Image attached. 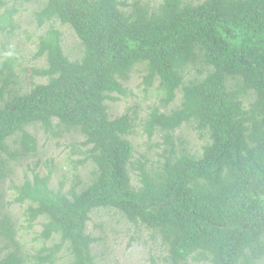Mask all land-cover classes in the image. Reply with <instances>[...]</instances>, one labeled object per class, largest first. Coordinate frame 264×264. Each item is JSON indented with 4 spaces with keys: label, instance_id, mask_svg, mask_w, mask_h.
<instances>
[{
    "label": "trees",
    "instance_id": "16d2710c",
    "mask_svg": "<svg viewBox=\"0 0 264 264\" xmlns=\"http://www.w3.org/2000/svg\"><path fill=\"white\" fill-rule=\"evenodd\" d=\"M33 17L38 28L32 69L22 94L14 90L18 74L11 56L0 60V184L6 160L36 153L25 130L39 125L46 133L73 130L83 137L91 178L79 191L49 188L50 175L35 173L15 188L14 203L23 205L29 225L42 218L40 238L58 243L32 258L55 264L62 247L70 264H96L86 233L92 212H119L132 224L156 232L169 255L168 264H256L264 259V0H160L157 4L126 0H38ZM17 9L0 0V36L16 29ZM70 27L82 45L79 59L63 52L61 32ZM143 84L158 83L164 106L176 93L180 102L169 113L153 109L144 122L152 137L163 134L157 168L139 163V186L133 188L129 165L132 118L110 119L106 102L124 96L123 83L134 68ZM198 77L185 80L190 69ZM203 73V75H202ZM235 84L231 87L230 81ZM19 86V85H18ZM248 92L249 110L241 100ZM206 133L200 156L177 149L173 133L183 125ZM20 151H10L7 141ZM12 226L0 219V238L12 239ZM0 264H30L18 245Z\"/></svg>",
    "mask_w": 264,
    "mask_h": 264
},
{
    "label": "rangeland",
    "instance_id": "374dc122",
    "mask_svg": "<svg viewBox=\"0 0 264 264\" xmlns=\"http://www.w3.org/2000/svg\"><path fill=\"white\" fill-rule=\"evenodd\" d=\"M134 1L141 3L149 2L157 4L160 0H126L131 4ZM197 3L199 0H187ZM8 7L17 9L15 22L16 29L11 36H0V60L1 56H11L14 69L18 74V85L14 90L22 94L27 92L31 85L43 84L46 79L40 77L32 78V69L44 68L45 58L32 60L36 51L38 36L45 32L49 25L38 28L33 17L37 9L38 0H5ZM61 32L62 49L66 57L77 60L81 56L82 45L75 32L68 26L56 23L54 25ZM145 75L142 68H134L128 80L123 83L124 96H118L116 101L106 102L110 119L127 113L132 118L133 130L127 136V140L133 146V158L128 171L133 188L139 186L138 171L139 163H146L147 168H157L162 153L163 134L155 132L148 137L144 122L149 113L156 109L161 113H169L177 107L180 102V93H176L174 101L168 106L161 102L163 94L157 82L150 87L143 84ZM203 75V73H202ZM198 77L195 69H190L185 75V80ZM235 84L231 80L229 85ZM243 107L249 110L254 101V95L248 92L241 98ZM57 121H54L53 133H46L39 125H31L25 128L36 142V153L32 156L20 157L16 161L6 160L5 174L0 184V219L5 218L12 226L14 232L12 239L0 238V259L10 252L15 251L16 243L22 255L28 256L30 264H36L33 256L38 255L40 249L58 243L59 237L53 236L49 241L40 238L43 219L39 218L29 225L26 221L25 209L28 202L23 205L14 203L15 188L24 183L25 180L32 181L35 173L40 176L50 175L49 188L62 192L79 191L81 184L88 182L91 178L93 165L90 161L80 165L79 160L85 159L87 148L81 143L83 137L77 132L66 131L62 128L56 129ZM20 134L7 141L10 151H20V147L14 141L19 140ZM174 143L178 150L200 156L202 147L208 142L206 133H198L192 125H183L173 133ZM86 233L96 240L91 246L92 255L96 264H168V251L162 244L158 234L139 224L127 221L119 212L113 210L99 209L91 213L90 221L86 226ZM71 256L64 245L56 256L55 264H70ZM192 263V260L187 262ZM207 264V263H201ZM256 264H264V259Z\"/></svg>",
    "mask_w": 264,
    "mask_h": 264
}]
</instances>
